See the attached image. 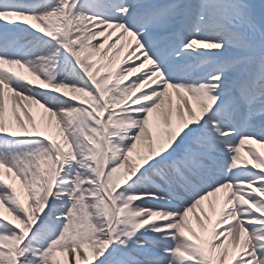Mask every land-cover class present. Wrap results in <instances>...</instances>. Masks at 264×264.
<instances>
[{
  "label": "snow or ice",
  "instance_id": "6c2138e0",
  "mask_svg": "<svg viewBox=\"0 0 264 264\" xmlns=\"http://www.w3.org/2000/svg\"><path fill=\"white\" fill-rule=\"evenodd\" d=\"M0 264H264V0H0Z\"/></svg>",
  "mask_w": 264,
  "mask_h": 264
}]
</instances>
